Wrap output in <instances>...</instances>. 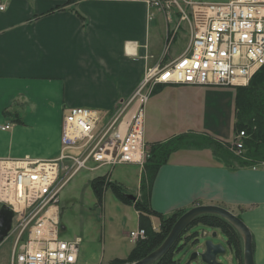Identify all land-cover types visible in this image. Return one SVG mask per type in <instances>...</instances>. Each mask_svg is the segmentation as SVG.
Returning a JSON list of instances; mask_svg holds the SVG:
<instances>
[{"label":"crops","instance_id":"0c3cea01","mask_svg":"<svg viewBox=\"0 0 264 264\" xmlns=\"http://www.w3.org/2000/svg\"><path fill=\"white\" fill-rule=\"evenodd\" d=\"M177 18L176 11L170 15L149 0H82L72 7L56 0H7L0 10V161L53 158L60 152L68 108L89 106L107 113L129 98L154 61L148 55L164 49ZM186 37L183 52L189 30ZM226 86L161 85L145 105L146 140L184 134L232 142L235 98L221 88ZM6 123L10 127L2 128ZM118 165L128 170L121 180L130 179L127 174L138 167L136 195L143 196L145 165ZM116 166L100 175L120 182L113 177ZM148 198L164 214L199 203L230 209L252 229L255 263L264 264V164L230 165L209 145L186 143L159 167ZM135 211L133 229L142 227L140 211ZM150 218L159 228L160 217Z\"/></svg>","mask_w":264,"mask_h":264},{"label":"built area","instance_id":"2783aa9c","mask_svg":"<svg viewBox=\"0 0 264 264\" xmlns=\"http://www.w3.org/2000/svg\"><path fill=\"white\" fill-rule=\"evenodd\" d=\"M56 1L73 6L81 0ZM149 2L170 15L176 11L174 32L186 25L190 33L186 50L172 60L161 54L147 64L133 94L110 112L68 108L57 156L0 161V207L8 204L14 211L10 264H80L83 237L60 236L61 191L82 168L146 164L151 145L145 138V105L157 85H246L264 65V0ZM6 7L7 0H0V10ZM9 127L6 123L2 128ZM244 134L233 133L236 149L243 147ZM146 233L138 227L129 235L137 240Z\"/></svg>","mask_w":264,"mask_h":264},{"label":"rangeland","instance_id":"374dc122","mask_svg":"<svg viewBox=\"0 0 264 264\" xmlns=\"http://www.w3.org/2000/svg\"><path fill=\"white\" fill-rule=\"evenodd\" d=\"M65 7H72V5H65ZM159 9L164 11V8L159 7ZM165 11H167V9ZM186 32L188 33L186 25L181 28V34L179 32L175 33L174 30L172 32L170 31L168 42L169 44H165L164 49H162V51L159 52L155 56V58H153L154 61H156L158 57H161V54H163V58L165 61H169L172 60L176 54H180L181 52H183V48L185 47L186 41L188 40V38L186 37ZM150 63H152V61ZM221 88L232 91V98H235L236 88L234 86H226L225 88ZM66 112L64 113V115L66 114ZM185 136L187 137L185 140H187L188 142L191 141L203 145H208V142L210 140L209 137L192 139V137H188L189 135ZM212 148L218 155L225 158V160H227L228 162L239 159V161L241 160V163L248 162L255 164L251 166L259 165V162H262L260 164H264V146L261 147L262 153L260 154V158L253 156V154H255L258 149L255 145H249V147L245 146L236 149L233 146V143H231L230 147L223 144V146L219 147V149H216L214 147ZM109 168L110 166L108 165L101 166L97 169L82 168L65 184L60 194L59 206L61 207L62 226L60 236L62 238H72L77 235L83 237V243H81L80 245V262L82 264H110L111 260L117 256L123 258L128 253V248L132 244H134L135 241L137 242L141 239L140 238L137 240H133L129 235V232L133 230V228H135L134 221H137V213L135 211L136 208L134 204L127 203L121 200L111 188L106 189L103 195V199L100 202L97 194L93 190L92 179L97 175L104 174ZM127 171L128 170L125 169V167H123L122 165H117L115 167L113 177L121 183L124 182L128 185L133 184V186L135 187L128 189L122 183L127 192L136 194L137 177L139 171L138 167L136 173H134V171H131V173L127 174V176H130V179L121 180L120 176L122 177L123 175H125ZM190 208H186V211ZM155 221L159 220L155 218ZM190 223L187 226V228L190 229V231L186 232L187 235H192L195 231H197L198 237L196 236L197 238H195V240H189L185 237L180 239V241H182V243L180 244L181 246L176 250L175 253L176 259H178V264H185L189 258L190 253L196 248V245L204 243L206 239L211 238L214 231L218 233V235L214 237L215 242H221L231 247V245L227 241L225 233L221 228L211 227L202 223L196 225H191ZM181 234L183 235V233ZM194 234H196V232ZM12 243L13 238L9 235L6 236L2 241H0V264H10ZM87 245L88 248L85 249L84 246ZM231 248H228L229 250L227 251V253L219 256L221 262L223 261L224 264H238V258L236 256L235 250L232 248L235 253V256H233ZM88 250L92 252H88ZM91 255H93V259L90 258ZM130 262L131 261H124L117 264H126ZM191 264L200 263L193 261Z\"/></svg>","mask_w":264,"mask_h":264},{"label":"trees","instance_id":"16d2710c","mask_svg":"<svg viewBox=\"0 0 264 264\" xmlns=\"http://www.w3.org/2000/svg\"><path fill=\"white\" fill-rule=\"evenodd\" d=\"M161 85L162 84L157 85L153 92L158 91ZM235 88V131L245 132L243 135V147L255 145L258 149L253 156L260 158V154L262 153L261 147L264 146V65L254 74L248 84L238 85ZM17 120L21 121L19 117H17ZM186 138L187 137L184 134H180L168 140L153 141L150 143L151 153L145 164V173L143 175V196L137 197L136 200L128 198L126 196L127 190L124 185L121 182L111 180L108 175H98L92 179L93 190L97 194L100 202L103 199L106 189L111 188L121 200L134 204L140 211L141 226L144 227L147 232L144 238H141L136 242L135 246L126 257H115L111 260L110 264H117L124 261L133 262L154 251L167 237L177 219L186 211V208H180L170 214H164L153 209L148 198L151 183L153 182L159 167L162 164L167 163L171 154L182 145H185L186 143L196 144V142H188L185 140ZM209 138L210 140L208 145L216 149L222 147L223 144L230 147L232 143L225 141L219 142L218 139L210 136ZM216 156L219 157L220 155L216 153ZM223 159L225 160V158ZM234 161L242 166L255 165L254 163L248 162L241 163V160L239 161V159ZM234 161L229 162V164L232 165ZM260 163L262 162H259L258 164ZM151 214H155L160 217V226L157 229L152 225L150 218ZM199 223L211 227L221 228L226 235L228 243L235 250L239 264H243V238L238 229L228 219L217 213H202L196 216L190 224L196 225ZM187 231H190V229L187 227L183 229V235L181 234L182 236H180V239L185 237L189 240H195V238L198 237L197 231H195L196 234H194L195 232L193 233L194 235H187ZM180 239L173 245V247H171L170 250H168L152 264H178V259H176L175 253L181 246L180 244L182 241H180Z\"/></svg>","mask_w":264,"mask_h":264},{"label":"water","instance_id":"95a60500","mask_svg":"<svg viewBox=\"0 0 264 264\" xmlns=\"http://www.w3.org/2000/svg\"><path fill=\"white\" fill-rule=\"evenodd\" d=\"M126 196L132 200L137 199V195L134 193L126 192ZM202 213H217L228 219L239 229L244 241L243 264H256L253 233L250 226L242 217L230 209L215 203L197 204L188 209L177 219L169 234L158 248L145 257L126 264H152L155 262L179 241L183 229L189 225L191 220ZM13 217L14 211L8 204H3L0 207V241L8 236L12 227ZM217 235L218 233L214 231L211 238L206 239L204 243L197 244L185 264H191L193 261L200 264H224L218 257L227 252V247L224 243L214 241V237Z\"/></svg>","mask_w":264,"mask_h":264},{"label":"bare ground","instance_id":"6f19581e","mask_svg":"<svg viewBox=\"0 0 264 264\" xmlns=\"http://www.w3.org/2000/svg\"><path fill=\"white\" fill-rule=\"evenodd\" d=\"M11 233L9 232V234L8 235H10Z\"/></svg>","mask_w":264,"mask_h":264},{"label":"flooded vegetation","instance_id":"af4514ba","mask_svg":"<svg viewBox=\"0 0 264 264\" xmlns=\"http://www.w3.org/2000/svg\"><path fill=\"white\" fill-rule=\"evenodd\" d=\"M178 251H180V250H178Z\"/></svg>","mask_w":264,"mask_h":264}]
</instances>
